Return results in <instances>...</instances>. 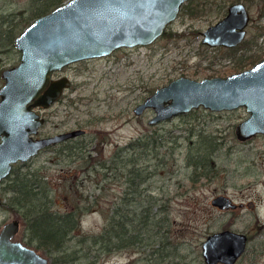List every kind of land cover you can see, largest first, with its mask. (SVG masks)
I'll return each mask as SVG.
<instances>
[{"label": "rangeland", "instance_id": "374dc122", "mask_svg": "<svg viewBox=\"0 0 264 264\" xmlns=\"http://www.w3.org/2000/svg\"><path fill=\"white\" fill-rule=\"evenodd\" d=\"M231 1L235 0H218L206 5L200 3L197 9H194L195 2H192L186 7L182 6L176 20L167 27V30L173 32L171 34L164 33L149 44L119 47L108 55L65 65L56 74L68 75L72 84L52 106L40 107L46 117V122L40 129L42 134L80 127L86 130L81 137L90 139L96 129L110 131L111 141L105 145L109 154L113 153L118 143H128L150 129H158L166 136L167 143L156 147L159 152L155 149L150 151L149 155L156 164L161 163V157L164 161L162 159L163 162L155 168L148 182V190L146 188L143 191H149L159 200L154 205L155 209L166 202L170 205L172 228L177 240L181 242L178 245L179 254L170 264H206L202 252L203 240L209 233L229 227L257 235L249 243V253L247 251L237 264H264V252L261 254L260 246L264 237V133L246 140L238 138L235 127L238 121L248 115L246 108L210 110L202 106L197 112L200 117L195 113L191 117L181 114L155 124L149 122L154 114L152 107L142 113L134 112L137 103L152 92L150 88L155 90L180 74L198 79L227 75L251 66L254 56L257 61L263 58L264 14L261 13V0H245L252 18L247 38L241 46L228 48L203 42L202 31L223 17ZM35 6L32 0H0V19H8V14L21 9L27 17ZM188 7H191L189 9L193 10L192 13L187 10ZM19 14L11 22L18 20ZM6 24L10 25L9 21ZM25 24L23 22L19 26ZM180 32L183 34H179ZM249 55L251 56L248 57ZM19 57V48L0 53V69L18 63ZM3 82L0 77V83ZM192 122L196 124L197 131L190 134L191 140L201 141L204 134H210L215 137L219 146L214 152V162L210 164L214 167L209 171L212 178L200 176L195 186L190 178L194 174V168L187 163L185 157ZM199 132L202 133L201 136ZM89 146L96 147V141H92ZM71 159L59 156L49 146L33 155L27 164H22L24 169L31 166L42 167L41 173H47L52 178L58 190L57 199L52 206L62 210H68L71 206V202L64 196L73 182V178L64 179L66 170L73 163ZM121 183V180H112V194L109 201H102L103 209L100 207L84 214L82 226L85 230L101 231L106 222L107 208L119 202L116 199L124 187ZM220 192L230 195L236 204L243 201V205L223 208L212 204L213 197ZM251 199L255 201V206L248 204ZM141 200L145 205L149 204L145 198H140ZM137 204H129L127 207L132 209V205L137 207ZM13 210L8 207L7 202L0 205V228L6 221L17 216ZM17 217L21 220V226L16 237L25 241L27 223L20 216ZM252 245L258 252L251 249ZM144 247L134 251L130 248L115 251L110 256H105L104 263L152 264L147 260L145 254L148 249Z\"/></svg>", "mask_w": 264, "mask_h": 264}, {"label": "water", "instance_id": "95a60500", "mask_svg": "<svg viewBox=\"0 0 264 264\" xmlns=\"http://www.w3.org/2000/svg\"><path fill=\"white\" fill-rule=\"evenodd\" d=\"M186 1L64 0L28 23L15 38L19 62L2 69L0 185L15 161L29 159L44 146L85 131L75 128L33 135L44 122L37 107L52 105L72 82L66 74L52 76L53 71L74 61L108 55L119 47L154 42L176 20ZM251 18L244 0L232 1L223 17L202 31V40L212 46L238 45L246 38ZM202 106L210 110L245 107L249 113L235 127L238 138L246 140L264 133V55L252 66L227 75L198 79L180 74L149 93L134 112L152 107L149 122L158 123ZM212 204L223 208L238 205L225 193H217ZM20 226V218L15 217L0 228V264H50L51 259L42 251L16 237ZM248 240L242 230L229 227L213 231L202 243L204 261L236 264Z\"/></svg>", "mask_w": 264, "mask_h": 264}, {"label": "trees", "instance_id": "16d2710c", "mask_svg": "<svg viewBox=\"0 0 264 264\" xmlns=\"http://www.w3.org/2000/svg\"><path fill=\"white\" fill-rule=\"evenodd\" d=\"M63 1L32 0L36 6L32 7L31 15L26 17L23 15L24 10L21 9L14 14H8L10 19H0V53L16 49L15 36L25 25ZM217 1L188 0L182 6L186 7L195 2L194 9H197L200 3L206 5ZM261 4V13L264 14V0H261ZM32 8L29 7L30 10ZM189 8L191 7L187 10L192 13L193 10ZM18 13H20L19 19L11 22ZM8 21L10 25L7 26ZM23 22L26 24L19 26ZM166 33L173 32L166 29L165 35ZM254 57L255 59L252 57L253 62L257 61V57ZM150 90L153 91L154 88ZM199 109L200 107L192 108L191 111L181 114L191 117V114L195 113L200 117L197 113ZM191 125L188 134L190 142L187 143L185 157L187 163L194 168V174L190 178L192 185L195 186L200 176L206 175L212 178L209 171L214 168L211 165L214 162V152L219 146L215 142V137L210 134H204L201 141L191 140L190 134H195L197 131L196 124L192 122ZM93 134L90 139L80 135L51 146L59 156H68L70 159L75 157L70 160L73 163L64 175L65 180L73 178L71 187L64 193L65 198L71 202L68 210L52 206L57 199L58 190L52 178L47 173H41L42 167L31 166L24 169L23 165H15L8 177L3 180L1 187L5 202L27 223L26 243L36 249H43L52 259L50 264H105V256H110L115 251L123 248L134 251L143 246L148 249L145 255L152 264L174 262L179 254L178 245L181 242L177 240L178 237L172 228L170 205L166 202L155 209L154 205L159 200L149 191L147 193L143 191L146 188L148 190V182L155 168L164 161L161 157L159 159L161 163L156 164L149 155L150 151L152 149L157 151L156 147L167 143L166 136L158 129H150L135 136L128 143H118L113 153L109 154L105 150V145L111 141V132L96 129ZM201 134L199 132L200 136ZM92 141H96L94 148L89 146ZM112 180L119 182L121 180V184H124L119 198L116 199L119 202L107 208L106 222L101 231L85 230L82 226L84 214L100 207L103 209L102 201H109L112 194ZM140 198H145L149 204L145 205ZM133 203H138V206L132 205V209H129L127 205ZM256 236L255 233H250L251 240ZM260 243L262 254L264 237ZM251 249L258 252L253 245ZM247 250L249 253V247Z\"/></svg>", "mask_w": 264, "mask_h": 264}, {"label": "flooded vegetation", "instance_id": "af4514ba", "mask_svg": "<svg viewBox=\"0 0 264 264\" xmlns=\"http://www.w3.org/2000/svg\"><path fill=\"white\" fill-rule=\"evenodd\" d=\"M247 4V3H246ZM248 7H249V5H248ZM249 9H250V7H249ZM249 25V24H248ZM249 27V26H248ZM21 32V31H20ZM19 32V33H20ZM247 33H248V31H247ZM17 36V35H16ZM15 36V37H16ZM247 36V35H246ZM247 38V37H246ZM245 38V39H246ZM244 39V40H245ZM243 40V41H244ZM242 41V42H243ZM15 42V41H14ZM241 42V43H242ZM240 43V44H241ZM210 45V44H209ZM239 45V44H238ZM238 45H235V46H238ZM212 46V45H211ZM224 46V45H223ZM16 47V46H15ZM226 47V46H225ZM231 47H234V46H231ZM231 47H228V48H231ZM262 59V58H261ZM260 60V59H259ZM19 62V61H18ZM256 62V61H255ZM254 62V63H255ZM17 64V63H16ZM11 65H14V64H11ZM253 65V64H252ZM251 65V66H252ZM8 66H10V65H8ZM8 66H5V67H8ZM5 67H2L0 70V77H2V69L3 68H5ZM63 68H64V66H63ZM62 68V69H63ZM245 68V67H244ZM240 70H242V69H240ZM58 71H60V70H55V71H53L52 72V76H54V77H60L61 75H58V74H56V72H58ZM235 71H238V70H235ZM233 72V71H232ZM3 78V77H2ZM4 80V79H3ZM5 81V80H4ZM72 81V80H71ZM4 83V82H3ZM2 83V84H3ZM2 84H0V86L2 85ZM71 84H72V82H71ZM69 87V86H68ZM67 89V87H65V89H64V91L62 92V95H63V93L65 92V90ZM62 95L56 100V101H58V100H60V98L62 97ZM56 101H54V102H56ZM53 102V103H54ZM52 103V104H53ZM50 106H52V105H50ZM50 106H48V107H50ZM44 107V106H43ZM37 109H38V111H40L41 112V114L44 116V122L42 123V125L39 127V130H38V132H36V133H34L33 135L35 136V137H41V136H43V135H53V134H42V132H40V129L42 128V126H43V124H45V122H46V117H45V115L43 114V112L40 110V107H37ZM145 111V110H144ZM75 128H80V127H75ZM75 128H72V129H65V130H73V129H75ZM83 130H85L84 128H82ZM60 132H64V131H60ZM55 133H57V132H55ZM84 133H86V130L83 132V133H80V134H76L75 136H71V137H68V138H64L63 140H60V141H58V142H56V143H54V144H58V143H61V142H63V141H65V140H67V139H71V138H75V137H78V136H80V135H83ZM0 140H1V135H0ZM54 144H51V145H47V146H44V148H46V147H49V146H53ZM44 148H42V149H40L38 152H40L41 150H43ZM38 152H37V154H38ZM35 155V154H34ZM33 157V156H32ZM32 157H30V158H32ZM29 158V159H30ZM29 159H26V160H18V161H15L12 165H13V167L16 165V164H19L20 162H21V164H19L18 166H21L22 164H27V161L29 160ZM12 170H13V168H12ZM11 170V171H12ZM11 173V172H10ZM9 173V174H10ZM8 174V175H9ZM8 175H6V177L4 178V179H6L7 177H8ZM3 179V180H4ZM2 184H3V181L1 182V185H0V187L2 186ZM220 193H222V192H220ZM0 195L2 196V198H3V202L0 204V205H2V204H4L5 203V198L3 197V195H2V187L0 188ZM252 200V199H251ZM248 204H250V205H252V206H255V201L254 200H252V202H249ZM242 206V205H241ZM246 232V231H245ZM247 233V235H248V245H247V247H246V251L241 255V257L248 251L247 250V248H248V246H249V243L251 242V239H250V234L248 233V232H246ZM25 242V241H24ZM33 246V245H32ZM39 249V248H38ZM40 251H42L41 249H39ZM46 255V254H45ZM48 256V255H47ZM241 257L237 260L238 262H239V260L241 259ZM237 262V263H238ZM220 263H223V262H220ZM220 263H218V264H220ZM236 263V264H237Z\"/></svg>", "mask_w": 264, "mask_h": 264}]
</instances>
